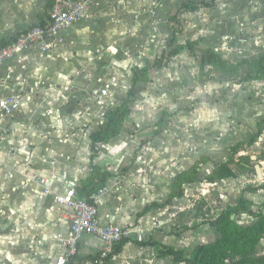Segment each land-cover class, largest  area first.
Returning a JSON list of instances; mask_svg holds the SVG:
<instances>
[{
    "label": "crops",
    "instance_id": "1",
    "mask_svg": "<svg viewBox=\"0 0 264 264\" xmlns=\"http://www.w3.org/2000/svg\"><path fill=\"white\" fill-rule=\"evenodd\" d=\"M52 1L53 0H35V4L33 5L29 3V0H0V42L13 40L24 31L26 32V30L38 26L39 24H48L50 20L49 10ZM178 1L179 0H123L121 3V0H101L99 5H94L91 8L88 15L89 19H82L77 22L70 30L67 39L56 48L50 49L48 52H42L36 47L23 53L21 57L28 56L30 58H35L37 56H42L44 59V66L48 71L41 76L39 80L29 78L33 70V63L30 61L20 62L16 59L0 68V97L5 95L9 88L33 92L32 99L26 103L21 110L12 115L0 116V238L11 237L30 226L32 217L27 214L21 216L19 209L21 206L27 209H34V203H25L26 194L33 192V189L36 188V185L33 183V177L37 179L45 178L41 175L42 172H45V168L41 164H28L27 166L30 171L24 175L16 171V169L21 164L25 163L28 157L36 150V146L33 143H22V137L19 135H17L15 139H12L16 129L24 126L27 131L43 133L45 136H48L49 140L45 141L41 148L42 153L44 149L52 151L56 146L67 151L71 148V145L67 142V137L79 135L80 129L69 128L66 130L65 135L64 117L78 118L85 116L87 112L102 111L104 120L108 110L123 102V94H125L127 90L125 88H127V86L132 87L131 72L133 76V69L149 66L151 67L149 81L138 82L135 85L134 100L136 99V101L133 100L130 104V115L136 110L140 101L144 100L143 97L148 94L146 92L147 90H152L151 98H147L152 105L153 103L155 104V102L158 104L159 98L163 96L177 106L175 112H169L170 115H165L163 111L166 109L163 108L164 106L161 107L156 119L157 124L154 127L155 131L151 133L153 137H158L159 140L154 145L149 146H152L156 152H164L165 156L163 158L168 160L170 164L175 165V167H169L167 169L171 175L163 176H161V174L166 171L164 167L157 168L154 166L151 168L152 173L156 176H161L162 181L166 182V185L164 183L159 185L154 184V189L157 193L164 190L166 195L163 198L162 204L153 200L146 205L148 210H151L153 207H169V214L174 210L183 209V211L177 212L175 224L170 230V235L175 237V241L165 243L163 238L156 239L152 237L145 239L137 236L135 233H131L121 251L114 254L110 260L93 262L84 260V258L90 255L95 256L100 253L102 249L97 248L81 256L80 251L85 247V240L81 239L78 243V258L74 260L72 264H117V261L114 260L113 257H118L120 259L125 258V245L129 243L133 244L137 249L135 257L131 260V264H141V262L147 264L149 260L152 261V264H180L174 262L171 257L159 256V250L162 249L163 246L185 249V246H187L186 244H188L187 242L183 244L179 243L184 234L181 235L178 233L179 229H177L183 226L187 227L185 231H188V226L192 225L191 222H195L193 211H188L190 221L189 218L185 220L187 217L186 212L190 210L189 208L191 207L188 195H185L183 192L182 196L175 197L170 202H168V200L175 176L183 170L193 166L196 160L199 159V151H197V149L192 150L188 159H183L180 164H176L174 155L169 154L171 150L165 145V140L167 137V130L169 128L175 129L172 118L176 113H185L186 111L180 110L177 112V110H179L177 104L179 96L177 92L181 88H191L190 86L192 85H190L189 81H186V83H182L183 81L181 80L169 81V79H167L169 77L164 75V69L150 66L152 62H154L155 57H158L160 54H158L157 50H159V44H161V41L164 39L161 33V22L165 17L163 13L165 14V12L172 8L177 10L178 7H182L184 3L194 2L195 0H181L182 2L177 4ZM217 1L218 0H215V2ZM21 5H23V7H21ZM40 8H43L45 11H39ZM253 9H256V11H253ZM188 11L189 10L182 9L181 13L177 14V19L182 26H184V23L181 20V16L184 18H192L196 15V10H194V12ZM214 11H216L224 21L226 20L225 23L229 24L230 27L234 26V24H236V19L244 14H246L247 18L252 17L254 21L257 16L255 12L259 13L264 11V0H219ZM144 16L148 17L147 21L143 20L142 17ZM168 19H170V17H168ZM85 27L88 28V32L81 35L80 31ZM133 31H135V35L132 34ZM183 31L184 29L181 31L184 34L185 31ZM165 35L167 36V34ZM231 38L232 41H235L234 35L231 36ZM178 40H181V37H177L175 42H171L170 40L169 45L173 46ZM193 41H197V47L195 51H190L185 46L188 42ZM188 42L185 45H180V47L183 46L184 48L180 49L177 55H175V62L170 63L168 70L170 74L175 71L184 78L191 76L190 70L193 67L191 61L196 60V56L205 59L202 52L210 48L202 47V41L199 39H191ZM235 42L237 43V41ZM113 47L116 49L115 54L111 51ZM94 48L107 49L102 58L97 60L94 56L92 57L93 54L91 53V49ZM171 50L175 51L176 49H170V51ZM57 52L67 53L68 60L66 61L63 55H56L55 53ZM216 52L221 55L220 52ZM142 53H146V55L142 56ZM260 56H264V54H260L257 57ZM122 57L123 59L120 60ZM183 59L187 61L179 65L184 61ZM113 60L116 61L114 66L117 65L119 67L121 65L123 68L128 69V71H124V76L119 74L120 69L117 66H109V64H113ZM129 61H131V63H129ZM239 61L229 62L237 63ZM53 77L57 80L64 81L65 85L69 87V91L65 93V95L69 96L66 104H60L59 102L51 103L50 99H45L43 97V93L47 92L49 88L52 87ZM99 78L104 80V86L107 85L109 87V93H113L111 96H109L108 93V95L103 98L104 105L102 106L98 104V95L93 94L95 90L100 89V85L97 81ZM114 79L117 81L116 86L109 83ZM25 81H27V84L24 83ZM251 82L253 85L261 83V81L257 80ZM207 86H211L210 83L207 84ZM60 87V85H57V90H60ZM61 99H63V97H61ZM106 100L108 103H105ZM195 100L194 103H198L201 107L208 105L205 99L196 97ZM184 103L187 106L192 105V101H187V99L184 100ZM41 104L44 106L38 107V105ZM193 110L192 108L189 112ZM224 112L226 111L224 110ZM53 114H55L59 120V137L53 135V133L57 131V128L51 127ZM207 116L209 119L212 118L209 115ZM199 117L200 119H204V113L201 115L199 114ZM99 124H97V128ZM196 137L197 136H193L189 138L188 142L195 143ZM23 139L27 140L29 138L25 134ZM177 140H180V136H177ZM171 147L176 148L178 145L173 141ZM139 158L141 160L144 159L143 156ZM149 158H151V154ZM45 159L47 160V157H45ZM6 164L8 165L7 167H5ZM106 167L111 174L108 180L112 179L111 167ZM133 171L139 173L140 169L135 168ZM9 172H14L16 174L9 178ZM122 175L127 179L128 170L124 169ZM186 185L187 184L183 185V189ZM106 187L107 183L105 188ZM121 187L119 184L117 185L120 191L115 189L105 191L104 188L92 196L93 200L98 205L100 219L103 217L110 224H115L118 219H123L124 213L127 210V204L121 198L120 193L123 191ZM5 198H7L6 202ZM52 199L51 197L44 199L42 206L43 214L38 220V223L45 228L55 220L54 212L58 206L52 205ZM103 209H107L106 217L102 211ZM146 214L147 212L144 213V215ZM139 219L140 217L138 216L137 220L139 221ZM57 235H61L65 239L68 236V227L66 231L61 230ZM48 239L51 240L52 236L49 235ZM151 242H156L159 246L151 244ZM2 246L3 245H0V247ZM9 247L11 248V254L15 257L32 258L36 256V253L27 247L13 245H9ZM39 248L42 251H48V240H41ZM9 264H11L10 261Z\"/></svg>",
    "mask_w": 264,
    "mask_h": 264
},
{
    "label": "clouds",
    "instance_id": "2",
    "mask_svg": "<svg viewBox=\"0 0 264 264\" xmlns=\"http://www.w3.org/2000/svg\"><path fill=\"white\" fill-rule=\"evenodd\" d=\"M123 0H121V3ZM30 4H35V0H29ZM57 8H67L70 15L68 20H65L62 16H59L61 24H68L74 22L83 16L86 20L89 19L87 3L81 2V0H56ZM23 7V5H21ZM39 11L44 12L43 8ZM256 11V9H253ZM194 28L195 24L189 25ZM75 30V29H74ZM155 30V29H154ZM88 32V28H82L80 34ZM135 35V31L132 32ZM40 33L37 30L34 33L35 37H39ZM195 39L196 37H192ZM21 41V46H23ZM51 48V45H45L44 49L47 51ZM19 51V48L14 49ZM115 54L116 49H111ZM56 55H63L65 60H68L67 53L57 52ZM127 55V54H125ZM146 53H142V56ZM30 61L33 63V70L29 78L39 80L48 69L44 66V59L42 56L30 58L23 56L20 58V62ZM116 61L113 60V64ZM131 63V61H129ZM179 73H172L169 75V81L181 80ZM52 87L47 92L43 93L45 99H50L51 103L66 104L69 96L65 95L69 91V87L65 85L62 80L52 78ZM27 84V81L24 82ZM111 85H116L117 81L114 79L109 82ZM57 85H60V90H57ZM215 87V86H212ZM239 86H236L233 90H237ZM211 89L205 87L203 92L200 89L191 91V88H181L177 92L179 98L187 101H194L196 97L204 98L206 93H209ZM191 92L189 95L188 93ZM113 93H109V96ZM63 97V99H61ZM3 101H0L2 104ZM105 103H108L106 100ZM157 103H162L168 106V100L166 97H161ZM44 105H38L43 107ZM176 105L168 106V111L175 112ZM194 109L187 113H176L172 118V122L175 125V129L169 128L167 130V137L165 145L170 148V155H174L176 164H180L183 159H188L190 152L197 148L205 151H217L220 149V140L225 136L231 137V134L236 133V114L235 112H219L213 119H209L207 116L208 109L205 108L204 119L199 118V113L202 110L198 103L191 105ZM160 109H157L155 105L150 104L147 99L140 101L137 109L124 120L123 124L115 132H109L100 139L92 140L90 135L97 130V124L103 122V112H87L85 116L78 118L64 117V130L69 128H79L80 134L77 136L67 137V142L71 145V148L67 151L59 146L53 148L52 151L44 149L41 151L45 141L49 140L48 136L43 133H36L27 131L24 126L16 129L13 133L12 139H15L17 135L21 136L22 143H33L36 146V150L28 157L27 161L21 164L16 171L21 175L29 172L28 164H41L45 168V172L41 175L44 179H37L33 177V183L36 188L33 192L27 193L25 197V203H34V209H27L21 206L19 209L20 215H29L32 217V223L28 228L23 229L20 233L11 237L0 238V264H72L70 259L71 252L75 251V244L81 239L85 240V247L80 251V255L83 256L86 253L97 248H105L111 251V245L117 240V237L129 239V233H135L145 239L155 237L156 239H164L165 243L174 242L175 237L170 235V230L175 224V217L178 211L183 209L174 210L169 214V207L155 208L151 210L146 208V205L150 201L156 200L159 203H163V198L166 195L164 190L156 192L153 185H159L164 183L161 176L171 175L167 171L169 167H175L163 157L164 152H156L154 148L149 145H154L158 142V137H153L152 132L155 131L153 121L158 117ZM215 111V109H213ZM261 111H264L262 109ZM240 119L245 120L247 123L255 126V116L252 120H248V116L245 114ZM59 120L55 114H53V120L51 127L57 128V131L53 133L54 136H60ZM240 132H244L243 126L239 129ZM218 133V137L211 143V147L205 146L201 143H190L189 138L193 136L206 137L210 134ZM27 135L29 139H23L24 135ZM177 136H180V140H177ZM264 138V135H262ZM175 141L178 145L176 148H172V142ZM258 145H253L252 149H256ZM245 149H249L245 145ZM259 151L264 152V147H259ZM151 154V158H149ZM143 156L141 160L139 157ZM47 157V160L45 159ZM8 165L6 164L5 167ZM105 166L111 167L112 179L107 181V187L105 191L117 190V185L123 189L121 191V198L127 204V210L124 213L123 219H118L114 225H110L109 222L103 217L100 220H90L87 229L84 228L85 218L92 216L93 210L85 207L83 199L74 198L70 207L76 210V215H69L67 212L68 204L64 203L65 197L69 194V185H72V191H76L82 188L86 183L96 182L99 183L101 178L100 170H103ZM164 167L165 173L161 176H156L151 172L152 167ZM139 168L137 173L133 169ZM124 169L128 170V177L125 179L122 175ZM14 172H9V178L15 175ZM147 177V178H146ZM259 185L264 184V180H257L251 177L250 174L246 175L241 181L240 173L237 171V179L225 181L218 189L221 199L225 202L233 199V193L240 192L247 185ZM47 186V187H46ZM208 186L205 185V188ZM212 187H216L213 185ZM248 195V194H245ZM47 197L53 198L58 207L54 212L55 220L49 224L48 227H44L38 223L39 217L43 214V203ZM135 197V198H134ZM259 199L264 200V189L261 193H257ZM5 198V202H6ZM190 206V205H189ZM104 216H107V209L102 210ZM147 212L146 215L144 213ZM140 217L139 221L137 217ZM245 219V223L248 222ZM70 221H75V231L71 234L68 240H65L61 235H57L61 230L66 231ZM18 222V221H17ZM49 235L52 239L49 240ZM199 234L187 233L179 241L180 244L185 242H192L200 239ZM41 240H48L49 250L42 251L39 248ZM13 246H24L32 249L36 256L32 258L28 257H15L11 254V248ZM70 249V251L68 250ZM137 249L133 244L129 243L125 245L126 256L123 259L113 257L117 261V264H131V260L135 257ZM257 253L264 255V238L260 240L257 245ZM143 264V262H141ZM147 264H152V261H147Z\"/></svg>",
    "mask_w": 264,
    "mask_h": 264
},
{
    "label": "rangeland",
    "instance_id": "3",
    "mask_svg": "<svg viewBox=\"0 0 264 264\" xmlns=\"http://www.w3.org/2000/svg\"><path fill=\"white\" fill-rule=\"evenodd\" d=\"M195 1L197 3L203 0ZM204 1L210 6L197 9L194 17L184 18L181 16L184 26H182L181 23L180 25L185 33L183 34L181 32L177 34V37H181V40H178L173 46L169 45V41L172 38V23L174 22L171 18L174 15L177 17V14H180L182 9H187L178 7L177 10L172 8L165 12V14L163 13L165 17L161 22V33L163 34L162 36L164 39L161 41V44H159V50H157L158 54H160L158 57H155L154 62H152L150 66H153L155 61L164 51L179 49L180 45H185L188 41L193 39L192 37L201 40L202 47L210 48L215 52H220L221 55L230 62L242 61L244 58L254 59L258 55L264 54V11L259 13L255 12V15L257 16L254 21L252 20V17L247 18L246 14L243 16L241 15L236 21L234 20L236 24L229 27V24L225 23L226 20L224 21V19L214 11L219 0L217 2H215V0ZM181 2L182 1L179 0L177 4H180ZM168 17H170V19H168ZM142 18L145 21L148 19L146 16ZM192 24H195L194 28L189 27V25ZM165 34H167V36ZM233 35L237 43L232 41L231 36ZM106 49L107 48L91 49V52L93 53L92 57L94 56L97 60L101 59L103 54L106 53ZM175 58L176 56H173L167 61L165 57L162 65L156 68L164 69V75L169 77V65L170 63L175 62ZM122 59L123 57L120 60ZM195 59L196 60L191 61L193 63V67L190 70L192 75L185 78L182 77L181 81H183L182 83L189 81L190 85H192L190 86L191 91L200 88L203 92L205 87L211 89V91L206 93L204 98H202L205 99V102L208 105H205L204 107L200 106L202 110L199 114L201 115L204 113L205 117V111H203V109L207 108V115L213 119L219 112H224V110L226 112H235L236 127L238 130L236 133L231 134L230 138L225 136L221 139L220 149L217 151H205L197 148V151H199L198 156L201 158L203 157L201 155H208L211 160L224 163L227 162L229 167L234 171V176L208 182L207 177L212 176L216 167L211 161L200 166L201 171L199 172L201 173L198 174L196 180L184 187V189H186L184 190V194L188 195L189 203L191 204V207L189 208L190 210H187L186 212L187 217L185 220L189 218L190 221L188 211H193L195 222H191L192 225L188 226V231H185L187 227H178V233L181 235L187 233H192L194 235L199 234L201 237L200 239L187 242L188 244L185 246V250L188 251L189 254H193L194 249H197L198 245L214 243L217 239L223 236L217 228L211 225V222L219 218L224 211L230 209L231 219L242 228L243 234L249 239V243L244 248L235 249L234 251L231 250L229 254L222 255L221 263L228 264L233 261L235 263L239 262L240 264H264V255H259L257 253V245L260 243V240L264 238V200L259 199L257 193H261V190L264 189V184L259 185V187L249 184L240 192L233 193V199L228 202L223 201L218 192L219 187L225 181L237 179V171L240 173L241 181H243V178L248 174L257 180H264V152L259 151V147H264V138H262V135H264V111H261L264 109V81L255 85L251 84L252 82H243L239 76L229 77L226 72L221 71L213 64L211 58L203 59L196 56ZM183 60L184 61L179 65H182L187 61L186 59ZM109 66L112 67L114 64H109ZM118 68L120 69L119 74L122 75H125L124 71H128V69L123 68L121 65ZM246 69V66H242L240 70L245 72ZM173 73L178 72L174 71ZM209 83L211 86H207ZM236 86L239 87L234 91L233 89ZM125 89L127 90L125 94H123V99H125L126 96L128 97V92L131 90V87L127 86ZM146 92L148 94L143 97V99H150L152 96V90H147ZM188 94L190 95L191 92ZM186 99L187 98L185 97L184 100ZM167 100L168 106L174 105L169 99ZM184 100H181L180 98L177 100L179 108L177 112L180 110H186L185 113H187L192 110V107L190 105L187 106L184 103ZM134 101H136V99ZM195 101L196 100L192 101V104H194ZM153 105H155L157 109L158 107L161 109V107L164 106L163 108L166 110H162L163 113L165 115L169 114L168 106H165L162 103L156 104V102L155 104L153 103ZM213 109H215V111H213ZM245 114L248 116V120H252L255 116V126L239 118ZM156 124V120L153 121L154 127ZM241 126L245 129L244 132L239 131ZM218 135L219 134L216 133L210 134L206 137L197 136L195 143H201L205 146L211 147V143L217 139ZM239 143L243 144L241 147L242 149L236 153L232 152L231 149ZM245 145H247L249 149H252L253 145H258L259 147L252 149V151H248L245 149ZM205 185L208 187L205 188ZM213 185L216 187H212ZM246 218H250L247 223L244 222Z\"/></svg>",
    "mask_w": 264,
    "mask_h": 264
},
{
    "label": "trees",
    "instance_id": "4",
    "mask_svg": "<svg viewBox=\"0 0 264 264\" xmlns=\"http://www.w3.org/2000/svg\"><path fill=\"white\" fill-rule=\"evenodd\" d=\"M53 3V1H52ZM52 5V4H51ZM208 3L205 1L200 2H188L182 5V8H185L189 11L197 10L201 7H209ZM172 21V30H171V42H175L177 34L182 31V27L177 19L176 15L171 18ZM50 21L46 25L39 24V26L48 27ZM27 31V30H26ZM25 32V31H24ZM23 32V33H24ZM21 33L20 35H22ZM15 39V38H14ZM13 39V40H14ZM11 40H5L0 42V49L10 44ZM190 51H195L197 47V41L188 42L186 46ZM184 48L181 46L175 51H164L161 56L155 61L153 67H159L163 63V59L166 57L168 61L171 57L177 55L180 49ZM203 57L211 58L212 62L216 67L221 71H224L228 74L229 77L239 76L243 82H251L254 80L264 81V56L256 57L254 59L245 58L237 63H230L222 55L217 52L212 51L211 49L204 50L202 52ZM165 56V57H164ZM242 66H246L247 69L245 72H242L240 69ZM151 67L143 66L140 68L133 69L132 76V87L121 104L108 110L105 114L104 122L100 123L97 130L94 131L90 138L92 140L100 139L109 132H115L123 124L124 120L130 115V104L134 100V88L138 82H148L149 81V72ZM236 69V71H235ZM239 79V80H240ZM242 143L234 146L231 150L232 152H238L242 148ZM211 161L215 165V170L213 171L212 176L207 177V181L211 182L216 179L229 178L234 176V171L229 167L227 162H219L211 160L208 156H203L196 160V162L190 168L183 170L177 174L172 183V191L169 197L168 202L172 201L175 197H180L183 195L184 189L183 185L188 183H193L196 180V177L200 171V166L204 163ZM100 180L99 183L95 181L92 183H86L82 188L76 190V197L87 200L88 202H93L92 196L104 189L107 183L108 178L111 176L110 172L107 170V167L103 170H100ZM148 209V208H147ZM231 210L227 209L223 212L219 218L213 220L211 225L218 229V231L223 235L221 238L217 239L214 243H205L198 245L197 249H194L193 254H189L188 251L181 248H175L171 246H163L159 250V256L171 257L176 263H192V264H224L221 263V256L224 254H229L231 250L244 248L248 243L249 239L246 235L243 234L242 228L231 219L230 217ZM128 239H123L120 243L116 244L110 254L105 257L101 256V251L95 256H87L84 260H90L93 262H99L102 260L108 261L114 254H117L121 251L124 243ZM151 244L158 245L156 242H151ZM78 258L76 253L74 256L70 257L72 263ZM264 263V262H263ZM228 264H240L231 261Z\"/></svg>",
    "mask_w": 264,
    "mask_h": 264
},
{
    "label": "built area",
    "instance_id": "5",
    "mask_svg": "<svg viewBox=\"0 0 264 264\" xmlns=\"http://www.w3.org/2000/svg\"><path fill=\"white\" fill-rule=\"evenodd\" d=\"M81 2H85V0H81ZM86 3H87L88 15H89L91 8L94 5H99L101 3V0H86ZM57 11H59V16H62L65 20H68V17L70 15L68 9L66 7L58 9L56 0H53V3L49 10L50 25L48 27L39 26V25L32 27L28 29L26 32H24L22 35L16 37L13 42L0 49V68L5 66L10 61L16 59L20 61V58L24 52L30 51L31 49H34L36 47H38L42 52H48V50L56 48L60 43H63L67 39L68 34L70 30L74 27V25L77 22L81 21L82 19H85L83 16H81L78 20H75L74 22H69L68 24H61L59 16L57 15ZM37 30H39L40 33L38 38L34 36V33ZM21 41L24 42L23 46H21ZM45 45H51V48L45 51L44 49ZM16 48H19L18 52L14 51V49ZM97 81L100 85V89L95 90L93 94L98 95V104L102 106L104 105L103 98L107 96L109 93V89H108L109 87L107 85L104 86L103 84L104 80L102 78H99ZM32 93L33 92H25L22 90H15L14 88H9L6 94L0 97V101H3V103L0 104V116L12 115L13 113L21 110L26 105V103H28L32 99L33 96ZM68 187H69V194L65 197L64 203L69 205V207L67 208L68 214L76 215V210L70 207V205L72 204L74 198L77 199H82V198L76 197V191H72V185H69ZM83 200L85 203V207L93 210L92 216L90 218H85L84 228L87 229L90 220H100V216H99L98 205L94 200L93 202H88L85 199ZM52 205H57L54 199H52ZM110 225H114V224H110ZM74 231H75V221H70L68 225V236L65 238V240H68ZM130 234L131 233H129V236ZM123 239L125 238L117 237V240L114 241L111 245V251H109L107 247L102 248L101 256L105 257L108 254H110L114 246L120 243ZM78 243L79 241L76 242L74 246L76 250L71 252V257L74 256L76 253H78ZM68 250L70 251V249Z\"/></svg>",
    "mask_w": 264,
    "mask_h": 264
}]
</instances>
